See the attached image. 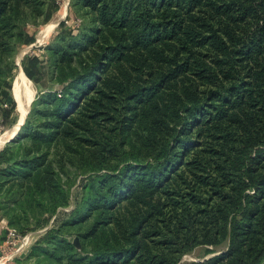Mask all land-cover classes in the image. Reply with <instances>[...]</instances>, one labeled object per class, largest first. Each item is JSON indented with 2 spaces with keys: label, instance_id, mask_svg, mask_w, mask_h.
Wrapping results in <instances>:
<instances>
[{
  "label": "trees",
  "instance_id": "trees-1",
  "mask_svg": "<svg viewBox=\"0 0 264 264\" xmlns=\"http://www.w3.org/2000/svg\"><path fill=\"white\" fill-rule=\"evenodd\" d=\"M34 2L0 0L4 127L15 110L14 40L34 42L36 28L24 26ZM81 2L94 29L70 30L69 12L49 55L19 66L38 95L40 67L49 64L54 85L0 152V223L24 234L31 219L65 205L74 170L106 171L93 174L78 211L88 246L60 241L66 257L55 258L45 242L32 255L57 264H264V0ZM221 243L223 252L181 263Z\"/></svg>",
  "mask_w": 264,
  "mask_h": 264
},
{
  "label": "rangeland",
  "instance_id": "rangeland-1",
  "mask_svg": "<svg viewBox=\"0 0 264 264\" xmlns=\"http://www.w3.org/2000/svg\"><path fill=\"white\" fill-rule=\"evenodd\" d=\"M64 10H66L65 16L60 19V22L70 25L68 20L69 12L72 13L73 19H75L70 26V30L81 31L82 35H88L95 27L93 23V16L90 14V9L83 6L81 0H35L34 6L29 9L28 17L24 23L25 27L33 28L35 27V33L33 35V43L36 42L37 35L41 30L48 25L50 22H53L59 19ZM57 17V18H56ZM56 18V19H55ZM59 24L55 27L52 34L45 40L43 43H35L34 46L24 45L23 39L16 37L14 40V52L10 60L14 66L13 70V79L11 87V96L15 104V110L10 116V122L7 126H2L0 132V137L7 136L13 132L15 126L18 124L19 113L18 106L16 104V99L14 101V78L18 67L16 65V59L20 54L22 55V60L27 55H32L34 53H41V55H49L46 52L45 48L51 46L58 38L60 34ZM69 30V31H70ZM64 40L69 39V32L63 34ZM30 46V47H29ZM73 47V46H72ZM48 59V58H47ZM22 66V61H21ZM20 66V67H21ZM40 78L39 83L42 87L43 92L38 95L36 85L33 81L32 88L34 89L33 101L30 104L29 112L32 110V104L37 101L38 97L42 94L48 93L53 87V82L49 81L50 77V67L49 64L40 67ZM29 112L27 113L24 123L19 127L17 132L18 136L20 130L24 126L26 119L30 117ZM36 121V120H34ZM9 143L5 142L0 146V152L8 145ZM5 164H2L4 167ZM74 170V169H73ZM74 170V176L71 178L68 186H66V202L65 205L59 206V209H54L48 214H45L41 217H38L37 220L31 219V224L29 229L24 234H18L14 232V239L8 240L7 236L5 244L3 247H0V263L1 264H57L55 260L46 259L45 256L32 255L31 251L34 247L40 245L44 246L45 242H50L51 245L55 246L54 257H66V251L63 246H59L60 241L64 243H70L78 252L83 246H88L89 240H85V233L88 230V223H85L81 219V215L78 212L80 203L82 202V196L84 194V189L86 185L93 179L94 176L106 174V171H99L98 173L88 172L86 174ZM93 174H97L94 175ZM93 176V177H92ZM66 181L67 179L63 177ZM8 234V232H7ZM226 243H221L218 246H200L195 248L192 252L184 255L181 259V263H190L195 261H202L211 258L214 255H217L224 250H226ZM211 252V253H210ZM21 253V254H20ZM65 258L60 264H66Z\"/></svg>",
  "mask_w": 264,
  "mask_h": 264
},
{
  "label": "bare ground",
  "instance_id": "bare-ground-1",
  "mask_svg": "<svg viewBox=\"0 0 264 264\" xmlns=\"http://www.w3.org/2000/svg\"><path fill=\"white\" fill-rule=\"evenodd\" d=\"M66 10H64L63 15L53 21L50 22L48 25H46L41 32L37 35L36 37V43H43L45 40L48 39V37L50 36V34H52L53 30L55 29V27L57 26V24L59 23L60 19H62L65 16ZM57 18V17H56ZM55 18V19H56ZM22 55L20 54L17 59H16V65L19 68V66L21 65V61H22ZM13 90H14V101L16 99V104L18 106L17 110L19 113V122L18 124L15 126L14 130L12 133H10L9 135H7L6 137H0V146H2L8 139L12 138L15 136L16 131L18 129V126L20 124H22L28 109H29V105L30 102L32 101L33 97H34V89L32 88V83L31 81L25 76V74L22 72L21 68H19V72L18 75L16 76L15 80H14V85H13ZM18 132V131H17Z\"/></svg>",
  "mask_w": 264,
  "mask_h": 264
},
{
  "label": "built area",
  "instance_id": "built-area-1",
  "mask_svg": "<svg viewBox=\"0 0 264 264\" xmlns=\"http://www.w3.org/2000/svg\"><path fill=\"white\" fill-rule=\"evenodd\" d=\"M74 24H76L75 21H74ZM1 130H2V125H1V123H0V132H1ZM6 229H7V228H6ZM7 232H8V234H7V239H8V240H11V239H14V237H17L16 235H13V234H14V231H13V230H11V229H7ZM6 242L9 243V241H6ZM0 264H1V263H0Z\"/></svg>",
  "mask_w": 264,
  "mask_h": 264
},
{
  "label": "water",
  "instance_id": "water-1",
  "mask_svg": "<svg viewBox=\"0 0 264 264\" xmlns=\"http://www.w3.org/2000/svg\"><path fill=\"white\" fill-rule=\"evenodd\" d=\"M59 22H60V21H59ZM58 24H59V23H58ZM58 24H57V25H58ZM35 43H36V42H35ZM35 43H34V44H32L31 46H34V45H35ZM32 101H33V99H32ZM32 101H31V102H32ZM31 102H30V104H31ZM29 107H30V105H29ZM28 112H29V109H28ZM28 112H27V113H28ZM26 115H27V114H26ZM25 117H26V116H25ZM24 120H25V118H24ZM24 120H23L22 124H20V125L18 126V129H17V131L19 130V127L23 125V123H24ZM17 131H16V134H15V136L17 135ZM15 136H14V137H12V138H10V139H8L6 142H7V143L11 142V141H12V140L15 138Z\"/></svg>",
  "mask_w": 264,
  "mask_h": 264
},
{
  "label": "crops",
  "instance_id": "crops-1",
  "mask_svg": "<svg viewBox=\"0 0 264 264\" xmlns=\"http://www.w3.org/2000/svg\"><path fill=\"white\" fill-rule=\"evenodd\" d=\"M2 229H6V227H4V224L1 222V223H0V232H1ZM5 242H6V241H2V242H0V247H3V245L5 244ZM20 254H21V253H20Z\"/></svg>",
  "mask_w": 264,
  "mask_h": 264
}]
</instances>
